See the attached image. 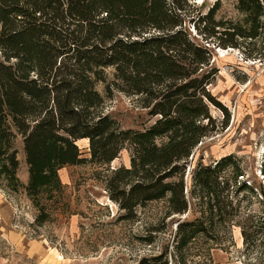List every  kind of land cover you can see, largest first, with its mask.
I'll return each instance as SVG.
<instances>
[{
	"label": "trees",
	"instance_id": "trees-1",
	"mask_svg": "<svg viewBox=\"0 0 264 264\" xmlns=\"http://www.w3.org/2000/svg\"><path fill=\"white\" fill-rule=\"evenodd\" d=\"M192 4L0 0V172L16 181L13 143L20 135L28 165L26 192L37 200L41 188L58 184L60 167L110 164L129 147L130 165L112 168L105 177L109 197L124 210L121 218L159 199L167 202V216L192 214L178 218L173 249L165 247L137 264H169L170 258L177 264L181 250L199 237L218 238L220 227L240 215L239 194L248 188L233 153L194 165L186 180L189 156L218 125L210 105L225 114V126L230 118L209 89L218 70L211 65L209 43L220 37L224 23L215 18L216 4L196 16ZM238 8L247 12L251 31L232 24V34L255 37L264 0H238ZM191 24L204 42L192 35ZM218 44L241 46L236 39ZM115 90L136 96L154 122L141 129L121 127L102 110ZM81 138H88V157L78 147ZM257 222L237 220L247 246L262 240L264 222Z\"/></svg>",
	"mask_w": 264,
	"mask_h": 264
},
{
	"label": "rangeland",
	"instance_id": "rangeland-1",
	"mask_svg": "<svg viewBox=\"0 0 264 264\" xmlns=\"http://www.w3.org/2000/svg\"><path fill=\"white\" fill-rule=\"evenodd\" d=\"M191 1L195 16L216 4L215 18L224 23L220 37L209 43L211 65L218 69L209 89L225 105L230 118L225 126V114L210 105L218 125L189 156L186 180L189 182L194 165L233 153L241 160L243 175L239 179L248 188L239 194L242 207L234 222L221 226L218 238L199 237L181 250L177 264H264V235L247 246L237 224L238 219L264 222V15L255 37H237L232 34V24L251 31L248 14L238 8V0ZM190 29L195 39L205 41L193 24ZM233 39L241 46L218 44ZM97 88L103 92L101 83ZM104 102L102 110L116 117L123 128L141 129L156 119L136 96L126 92L115 90ZM77 144L88 157V138L78 139ZM13 145L18 150L16 181L0 172V264H137L165 247L173 249L178 218L192 216L190 211L167 216V202L159 199L137 206L131 218H121L124 210L109 197L105 177L112 168L130 165L129 147L110 164L83 161L60 167L58 184L41 188L33 200L26 192L28 165L20 135ZM42 215L45 220L37 222ZM175 261L170 258L169 264Z\"/></svg>",
	"mask_w": 264,
	"mask_h": 264
}]
</instances>
